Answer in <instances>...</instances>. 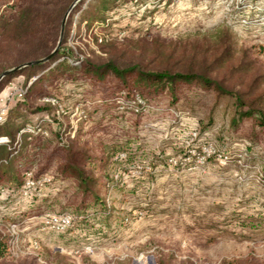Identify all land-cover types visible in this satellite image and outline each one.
<instances>
[{
    "label": "rangeland",
    "instance_id": "374dc122",
    "mask_svg": "<svg viewBox=\"0 0 264 264\" xmlns=\"http://www.w3.org/2000/svg\"><path fill=\"white\" fill-rule=\"evenodd\" d=\"M81 1L67 12L71 64L139 53L149 64L153 49L216 40L212 30L224 25L246 70L218 76L264 107V0H117L91 24L82 12L98 0ZM16 2L0 0V18ZM63 59L43 62L36 76ZM4 78V120L20 100L57 108L21 109L15 120H27V140L0 136L26 174L22 187L0 184V264H264V129L249 118L233 122L235 99L185 82L176 100L167 88L141 95L111 74L95 80L81 71L28 94L26 75ZM78 136L107 158L96 162L87 192L60 171L64 140Z\"/></svg>",
    "mask_w": 264,
    "mask_h": 264
},
{
    "label": "trees",
    "instance_id": "16d2710c",
    "mask_svg": "<svg viewBox=\"0 0 264 264\" xmlns=\"http://www.w3.org/2000/svg\"><path fill=\"white\" fill-rule=\"evenodd\" d=\"M16 1L13 12L0 18V75L8 68H14L29 61L44 59L51 55L58 47L64 17L76 0ZM85 1L82 0L81 5ZM116 1L98 0L96 3H89L82 15L84 14V18L86 17L90 24L96 21L104 22L106 20L105 11ZM67 23L68 20H66L62 42L49 60L50 63H55L63 57L62 61L57 62L54 67L46 72L38 73L37 76L36 70L41 69L42 71L48 63L26 66L23 70L9 73L4 79L16 75H26L31 83L27 89L28 94L33 85L52 82L53 77L64 73H70L73 78L75 72L81 71L86 77L95 80H104L107 75L111 74L125 86L133 84L137 90L141 91V95L148 93L147 87H151L149 92L167 88L175 100L178 93L177 83H191L200 85L205 89H212L218 96H230L235 99L233 116L235 124H238L239 120L249 118L264 129V107L257 105L256 102H250L248 100L250 94L247 92H240L226 86L225 81H223L224 78L218 76V73L224 69L232 74L243 73L246 70L242 62L237 61L238 56L234 48L230 27L220 25L212 30L211 34L216 40H209L206 37L203 43L194 41L183 45L175 44L153 49L149 64H144L146 55L139 53L133 55L134 59L128 62H121L120 58L111 55L102 62L86 60L81 65H73L68 61V57L74 54L73 50L65 45L69 35ZM96 41L98 42V40ZM34 76L36 78L32 79ZM129 77H132L131 83ZM26 102L27 100H20L16 108L7 113L6 119L0 123V136L5 134L10 138V141H15L17 134L21 132L24 140H27L33 135L26 131L27 120L24 119L22 125L17 124V120H15L25 116L21 109L27 107V110L36 113L57 108L56 104L46 102L44 107L33 109ZM34 127L40 128L42 126L35 125ZM61 149H64L65 155L68 157L66 162L61 165V173L76 177L78 187L83 191H89L90 187H94L97 180L94 177L96 162L99 160L103 166L107 163V158H96L92 154V148L86 144H80V136L73 140H64ZM17 157L10 144L0 142V184L7 182L17 184L19 187L25 184L26 174L21 175L20 171L16 169ZM96 197L99 203L105 205L102 198ZM5 239L0 238V260H4L6 256L7 241Z\"/></svg>",
    "mask_w": 264,
    "mask_h": 264
},
{
    "label": "water",
    "instance_id": "95a60500",
    "mask_svg": "<svg viewBox=\"0 0 264 264\" xmlns=\"http://www.w3.org/2000/svg\"><path fill=\"white\" fill-rule=\"evenodd\" d=\"M81 0H76V2L71 6V8H73V6L76 5L77 2H79ZM67 17H68V13L65 15L64 17V20L62 22V29H61V37H60V41H59V44H58V47L56 48V50L51 54L49 55L48 57L44 58V59H40V60H36V61H32V62H27L23 65H20V66H17V67H14L10 70H7L5 72H3L1 75H0V81L5 77L7 76L9 73H12L14 71H17V70H20L22 69L23 67H26V66H30V65H33V64H39V63H43V62H46V61H49L50 58L56 53V51L58 50L61 42H62V38H63V34H64V30H65V24H66V20H67Z\"/></svg>",
    "mask_w": 264,
    "mask_h": 264
},
{
    "label": "built area",
    "instance_id": "2783aa9c",
    "mask_svg": "<svg viewBox=\"0 0 264 264\" xmlns=\"http://www.w3.org/2000/svg\"><path fill=\"white\" fill-rule=\"evenodd\" d=\"M4 118L3 115H0V123L3 122Z\"/></svg>",
    "mask_w": 264,
    "mask_h": 264
}]
</instances>
